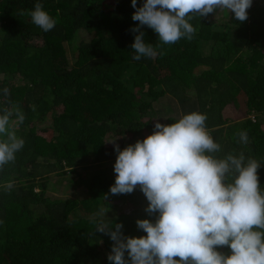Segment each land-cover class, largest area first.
Here are the masks:
<instances>
[{
  "label": "trees",
  "instance_id": "16d2710c",
  "mask_svg": "<svg viewBox=\"0 0 264 264\" xmlns=\"http://www.w3.org/2000/svg\"><path fill=\"white\" fill-rule=\"evenodd\" d=\"M36 2L56 20L48 32L21 14ZM135 11L131 0H0V108L18 105L26 117L16 129L24 147L0 169V185L14 184L10 193L0 187V264H111L113 241L92 220L140 237L137 219L159 213L146 212L139 186L110 193L117 152L109 141L122 150L157 121L193 111L207 116L216 156L243 152L261 164L264 191V0H252L243 22L226 9L190 14L193 39L171 45L143 26L157 55L139 61Z\"/></svg>",
  "mask_w": 264,
  "mask_h": 264
},
{
  "label": "clouds",
  "instance_id": "9594fccd",
  "mask_svg": "<svg viewBox=\"0 0 264 264\" xmlns=\"http://www.w3.org/2000/svg\"><path fill=\"white\" fill-rule=\"evenodd\" d=\"M131 3L136 9L132 20L139 22L130 28L135 34L131 49L139 61L157 55L144 40L143 26L158 34L160 45L182 37L192 40L196 29L190 14L200 18L226 9L243 22L252 0H144L140 7L137 0ZM21 14L44 32L56 25L40 2ZM3 94L7 98L9 89ZM25 119L18 105L0 108V169L23 149L16 129ZM206 119L193 111L171 124L157 121L151 134L122 150L115 140L109 141L117 152L110 193L130 194L139 186L149 202L146 212L159 213L155 222L137 219V227L146 232L140 237L125 236L122 223L113 229L92 220L95 230L113 241L107 256L111 264H264V191L257 174L261 164L243 152L216 156L221 145L207 131ZM237 135L238 143H248L246 131ZM0 187L10 193L14 184ZM224 246L230 248L229 255L217 250Z\"/></svg>",
  "mask_w": 264,
  "mask_h": 264
},
{
  "label": "rangeland",
  "instance_id": "374dc122",
  "mask_svg": "<svg viewBox=\"0 0 264 264\" xmlns=\"http://www.w3.org/2000/svg\"><path fill=\"white\" fill-rule=\"evenodd\" d=\"M125 136H127V135H125ZM123 137V136H122ZM53 192H55V191H53Z\"/></svg>",
  "mask_w": 264,
  "mask_h": 264
}]
</instances>
